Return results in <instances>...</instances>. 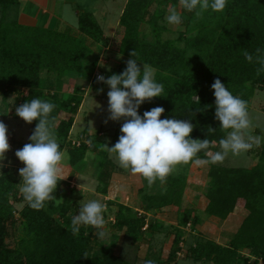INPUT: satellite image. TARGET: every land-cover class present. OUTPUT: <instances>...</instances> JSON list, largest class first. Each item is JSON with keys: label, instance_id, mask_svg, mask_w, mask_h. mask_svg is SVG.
<instances>
[{"label": "trees", "instance_id": "trees-1", "mask_svg": "<svg viewBox=\"0 0 264 264\" xmlns=\"http://www.w3.org/2000/svg\"><path fill=\"white\" fill-rule=\"evenodd\" d=\"M166 1V2H165ZM177 4V0H164ZM161 0H126L118 19L122 37L117 53L124 59L114 71L106 74H120L130 53L135 50L138 66L147 64L155 69V78L164 85L163 97L145 102L139 109L142 116L154 107H163L161 119L176 118L191 120L194 125L193 139H207V151H214L227 131L220 128L215 119V97L211 85L220 79L228 90L247 102V109L254 91L264 88V71L256 63L257 49L264 54V0H228L223 12L204 11L201 15L187 12L183 8L184 31L190 35L179 39L183 47L175 46L160 35L166 29L163 24V10L152 14L150 8L160 5ZM16 0H0V11L8 14L15 11ZM8 11V12H7ZM7 12V13H6ZM7 16V15H5ZM4 16V17H5ZM147 27L142 30V26ZM151 39L148 40L147 38ZM108 40L90 11L79 9L77 29L65 28L63 31L23 26L13 15L0 21V98L6 101L14 96V103L21 106L34 98L55 105L50 121L55 124V134L62 151L68 155L69 166L74 170L84 164L88 153L97 155L94 164L96 190L104 193L114 165L108 159V147L118 141L121 127L112 132L110 142H105L98 133L86 135L87 146L70 147L69 135L79 107L83 101L80 94H71L65 99L58 94L66 77L92 82L95 86L105 84L93 78L97 58L87 66L86 58L92 47H105ZM253 56L249 62L245 54ZM42 72L55 75V84L46 86ZM52 87V88H51ZM53 89V90H52ZM60 113L68 115L58 119ZM29 137L38 121L31 124ZM258 161L251 168H227L209 164L208 182L204 195L208 201L204 214L225 220L233 212L238 202L247 212L236 233L222 246L212 240L198 237L194 246L187 250V258L204 264H264V133L261 136ZM24 145L21 146V149ZM198 158H207L205 152ZM191 163V162H190ZM189 163V164H190ZM186 164V165H189ZM139 191L140 211L116 204L113 228L125 229V235L133 244L143 239L146 215L156 210L174 205L180 210L179 226H190L194 230L201 223L199 215L192 209H180L184 189L187 187L185 174L171 173L165 181L157 180L151 191L147 181ZM164 186L159 188V184ZM18 179L11 168H2L0 173V264H128L117 256L97 237L96 229L82 226L78 235L71 231V219L78 214L77 203L57 192L60 201L45 203L40 210L32 209L19 194ZM155 187H157L156 190ZM64 188L72 195L70 184L60 181L57 187ZM23 203L15 218L14 204ZM109 205H114L109 203ZM18 222L20 236L13 248L6 239L8 230ZM174 239L165 262L158 258L154 264H170L176 261L180 251L183 232L172 228ZM93 246H96L94 249ZM150 255V254H149ZM150 260V256L145 258Z\"/></svg>", "mask_w": 264, "mask_h": 264}, {"label": "clouds", "instance_id": "clouds-1", "mask_svg": "<svg viewBox=\"0 0 264 264\" xmlns=\"http://www.w3.org/2000/svg\"><path fill=\"white\" fill-rule=\"evenodd\" d=\"M228 0H180L181 7L187 12L201 15L204 11L223 12ZM166 22L172 26H181L183 17L176 8L169 10ZM125 70L120 74H112L105 78L97 77V81L105 84L110 90L108 97V119L124 123L120 128L121 135L114 146H107L110 153L116 155L119 166L129 170L133 175H140L151 187L157 180L163 182L177 165L194 163L206 166L223 162L231 153L240 155L250 150L253 145L259 146L262 138L251 134V121L247 102L234 96L221 82L216 79L211 85L215 97V119L220 128L227 131L225 138L219 141L220 151H207L210 142L207 139H193L191 133L194 125L191 120L165 118L163 107H154L141 116L140 107L153 98L163 97L164 85L155 78V69L143 64L138 66L135 50L130 53ZM246 60L253 61V56L245 54ZM256 63L264 71V54L257 49ZM99 91H103L100 89ZM55 105L39 98L31 99L16 108V115L31 124L38 121L30 143L17 150L15 156L24 165L19 169L22 178L20 192L28 206L40 210L53 200L52 194L58 187L63 176L62 165L65 153L61 150L55 134V124L50 121V114ZM107 122V121H106ZM8 129L0 122V167L3 166L5 154L10 145L7 136ZM205 152L207 158H198ZM106 205L90 200L82 204L78 214L71 219V231L78 235L81 227L96 229L100 240L108 237L105 229L104 212ZM145 264H154L147 260Z\"/></svg>", "mask_w": 264, "mask_h": 264}, {"label": "crops", "instance_id": "crops-1", "mask_svg": "<svg viewBox=\"0 0 264 264\" xmlns=\"http://www.w3.org/2000/svg\"><path fill=\"white\" fill-rule=\"evenodd\" d=\"M16 1L17 7L14 11V16L16 17V20L19 24L23 26L56 31H63L65 28L76 30L77 26L76 28H72L68 20L70 17L75 18L77 24L78 10H86L87 5L86 2L82 3L78 0ZM103 1V3H105L106 0ZM90 12L93 13L92 10ZM100 17L105 22V24H107V33L103 32V34L104 37L108 40V38L110 37L109 28L111 26V23L107 22L106 13L100 15ZM81 105L79 109L81 108ZM75 118L76 115L74 117V122ZM60 119L66 118L61 117ZM114 129L112 130V132L114 131ZM83 132H87L88 136L98 133L99 137H101L104 141L105 139H108L109 142L111 140L110 136L112 135V132L109 134L103 129L95 131L83 129L82 131L74 135L72 133L71 127L68 140H70L71 137H74V142H82L80 140H82L84 137L86 138V135ZM105 135L107 136L104 137ZM83 142H85L87 146L89 145V141H86L84 139ZM217 148L218 146L214 151L210 152H217ZM90 154L91 153L87 154L84 164L79 166L77 170L74 171L69 166L67 157L62 165L63 176L66 178L62 181L67 182L71 185L72 182H74L81 176H85L88 174L91 177V182H94L95 185H92L90 188L79 185L76 187V189H74V192L71 195V199H73L78 205L77 213L80 206L90 200H97L106 205V210L104 212V218L106 221L105 229L109 234V240L108 243H106V246H108L117 256H127L128 260H132L135 263L142 262L145 264V258H147L148 256H150V260L158 258L160 262H165L174 239V233L171 231L172 228H179L183 232V236L181 242L179 243L180 251L177 253V259L175 262L170 264H176L178 260H181L180 258L184 257L185 251L194 246L198 237L212 240L215 243L224 246L236 233L242 221L247 215V212L244 210L242 203L238 202L233 212L230 213L225 220L221 221L219 219L206 216L204 214V211L206 209L208 201L204 195V191L208 182L207 174L209 165L197 166L194 163H190L189 165H177L173 169L172 173L185 174L187 183V187L183 191L180 209H192L194 212L193 215L197 214L201 218V223L197 225L194 230H191L189 225L183 228L180 227V210L177 206L169 205L162 208L161 210H156L153 213L145 214L146 219L143 230L150 224H152V228L148 231H144L143 239L141 242L133 244L130 238L125 235V229L116 230L112 227L115 222V205L120 204L129 207L138 213H142L139 210V191L145 185L143 177L140 175H133L129 170L122 169L119 164H117L115 160H113L110 156V154L114 155L115 157L116 155L107 151L108 159L114 165V169L110 173L105 192L98 193V191L96 190L97 181L94 176V162L89 163L87 161V158H90ZM249 156L251 157L252 161L249 167H247L248 169L256 165L258 161V157L253 155ZM163 186V183L159 184V188ZM151 189L152 188L150 187L146 190L151 191ZM156 189L157 187H155L154 190ZM109 203L114 205H109ZM184 248L186 250H184Z\"/></svg>", "mask_w": 264, "mask_h": 264}, {"label": "rangeland", "instance_id": "rangeland-1", "mask_svg": "<svg viewBox=\"0 0 264 264\" xmlns=\"http://www.w3.org/2000/svg\"><path fill=\"white\" fill-rule=\"evenodd\" d=\"M79 2H86V11H93V15L95 19L97 20L98 24L100 25L103 32L107 33V24L101 19L100 15H103L106 13V20L107 22L111 23L110 26V37L108 38V43L105 47H99L94 46L92 47L93 53L86 58L87 66L93 61V59L96 57L97 62L95 64V70L100 72L101 75L106 77V74L111 73L115 70V68L124 61L118 53V45L122 37V30L118 28L117 21L118 17L123 9V6L125 4L126 0H106L105 3H103V0H78ZM164 0H161L160 5H153L150 8V13L152 14L156 10H163L164 16L163 21L160 22V24H163L165 26L164 32L161 33L160 39L165 41L168 40L172 42L175 46H178L180 48L183 47V41L179 39V36L182 35L183 38L189 36L190 34L187 31H184L183 25L177 27L169 25L166 22V16L170 9L176 8L180 14L182 7L180 5V0H177V4H171V2H167L166 5L163 4ZM166 2V1H165ZM8 12V11H7ZM6 12V13H7ZM7 15V16H5ZM2 14L0 11V21H4L5 17L7 19H10L14 12L13 10H9L8 14ZM5 16V17H4ZM69 23L72 28H76V19L75 18H69ZM108 29V31H109ZM146 30L147 27L145 25L142 26V30ZM148 40L151 38L148 37ZM94 75V73H93ZM92 75V76H93ZM41 77L47 82L46 86H53L55 84V75L54 74H47L45 72H42ZM92 77L89 81H83L79 80L76 77H66L63 80V85L61 87V90L59 92V96L65 99L71 94H80L83 96V101L81 108L76 114L75 122L72 126V133L75 135L82 131L83 129H88L90 131H95L99 129H103L104 131H107V133H111L112 130L116 126H122L124 123L123 119L120 121H111L108 119L109 113L107 111L108 109V97L107 92L110 90L106 85L97 88L98 86H95V84L92 82ZM52 88V87H51ZM100 89H103V91H99ZM53 90V89H52ZM14 96L9 97L6 101H3L0 98V122H3L7 129V136H8V142L10 145L9 151L5 154L6 158L3 161V166L0 167V173L2 168H11L16 175V178L18 179V192L20 195L22 193L20 192V187L22 186V178L19 175V169L24 167V165L18 160V158L15 156V153L17 150L21 149L22 145L27 144V139L30 132V126L24 124L21 122V118L16 115V108L19 107V105H16L14 103ZM248 113L249 118L251 121V134L253 136H259L261 137L264 133V88L262 90H255L253 97L250 100V105L248 107ZM61 117L67 118L68 115L65 113H60L58 119ZM107 121V122H106ZM105 135L104 137H106ZM85 137L80 140L83 141ZM74 137L70 138L69 140V146H76L72 143L74 142ZM73 141V142H72ZM106 142H109L108 139H105ZM81 143V142H80ZM260 145H253V147L248 150L245 153H242L240 155H232L229 153V155L225 158L223 162L216 163L215 165L221 166V167H227V168H247L249 167L252 159L249 155L258 156ZM217 151H220V145L216 149ZM65 153V160L68 157L67 152L63 151ZM249 152V153H248ZM111 158L115 160V162L118 164V161L116 157L112 154H110ZM97 155L90 154V158H87V161L89 163L95 162L97 159ZM64 160V161H65ZM91 177L87 174L85 176H81L80 178L76 179L70 186V188L76 189L77 186H83L90 188L92 185H95V183L91 182ZM59 192L62 194V196H66L71 198V195L65 191L64 188L57 189L52 194L57 200L50 201L49 204L55 205L60 201V198H57L55 195ZM73 194V193H72ZM23 196V195H22ZM23 203H17L14 204V211H15V218H18V212L23 207ZM19 223L15 222L14 227H10L8 230V237L6 239V243L10 248H13L15 246L16 241L18 240L20 236L19 231ZM109 240V235L106 239L101 240L103 244L106 245ZM95 249L96 246H93ZM184 250H186L184 248ZM187 251V250H186ZM186 251L184 257L180 258L181 260H178L176 264H204V263H195L187 258ZM184 254V253H183ZM123 259L127 260L129 264H144L142 262H133L132 260H128L127 256H121Z\"/></svg>", "mask_w": 264, "mask_h": 264}, {"label": "built area", "instance_id": "built-area-1", "mask_svg": "<svg viewBox=\"0 0 264 264\" xmlns=\"http://www.w3.org/2000/svg\"><path fill=\"white\" fill-rule=\"evenodd\" d=\"M101 75L97 70L94 72L93 78L97 81V77ZM73 145L79 146L80 142H73Z\"/></svg>", "mask_w": 264, "mask_h": 264}]
</instances>
